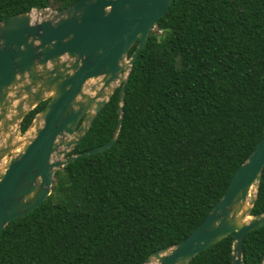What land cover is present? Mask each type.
Listing matches in <instances>:
<instances>
[{
    "label": "trees",
    "instance_id": "16d2710c",
    "mask_svg": "<svg viewBox=\"0 0 264 264\" xmlns=\"http://www.w3.org/2000/svg\"><path fill=\"white\" fill-rule=\"evenodd\" d=\"M77 1L0 0V20ZM120 91L70 155L111 140ZM123 113L111 148L59 169L47 199L0 233V264H143L188 237L264 137V0H174L132 67ZM233 240L189 264H232ZM243 261L264 264V226Z\"/></svg>",
    "mask_w": 264,
    "mask_h": 264
},
{
    "label": "water",
    "instance_id": "95a60500",
    "mask_svg": "<svg viewBox=\"0 0 264 264\" xmlns=\"http://www.w3.org/2000/svg\"><path fill=\"white\" fill-rule=\"evenodd\" d=\"M173 2L78 0L61 10L33 8L0 20V233L47 199L59 169L114 145L132 67ZM118 87L111 140L70 155ZM43 102L21 134L23 119ZM263 169L264 137L205 220L143 264H189L233 233L232 264H244L247 235L264 226V211L253 214Z\"/></svg>",
    "mask_w": 264,
    "mask_h": 264
},
{
    "label": "rangeland",
    "instance_id": "374dc122",
    "mask_svg": "<svg viewBox=\"0 0 264 264\" xmlns=\"http://www.w3.org/2000/svg\"><path fill=\"white\" fill-rule=\"evenodd\" d=\"M20 135H21V134H20ZM20 135H19V136H20Z\"/></svg>",
    "mask_w": 264,
    "mask_h": 264
}]
</instances>
